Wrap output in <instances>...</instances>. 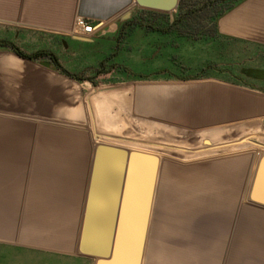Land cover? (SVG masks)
I'll return each mask as SVG.
<instances>
[{"label":"crops","instance_id":"crops-1","mask_svg":"<svg viewBox=\"0 0 264 264\" xmlns=\"http://www.w3.org/2000/svg\"><path fill=\"white\" fill-rule=\"evenodd\" d=\"M142 10L0 0V264H95L78 250L86 198L94 172L111 200L120 156L100 145L126 151L125 167L132 151L157 157L140 264H264V205L248 197L264 154V74L250 72L264 71V0L201 33L176 9L131 29L126 11ZM79 17L90 37L75 35ZM128 165L120 238L148 189L149 161Z\"/></svg>","mask_w":264,"mask_h":264},{"label":"water","instance_id":"water-1","mask_svg":"<svg viewBox=\"0 0 264 264\" xmlns=\"http://www.w3.org/2000/svg\"><path fill=\"white\" fill-rule=\"evenodd\" d=\"M133 3L135 6L145 9L170 13L176 9L178 0H133ZM129 14L130 11H126L125 17ZM77 39L86 41L84 38ZM45 64H47V61H45ZM250 72L257 75L264 74V71L260 70H251ZM98 151H113L120 155L119 159H117V180L113 186L111 200H109L106 189L108 184H105V187L103 186V190H99L98 185L94 184L93 172L85 203L78 250L83 255L95 257V264H140L151 207V194L157 168V157L134 151L129 153L128 163L130 157L144 158L149 161L147 171L148 189L144 205L137 207L138 221L135 223L136 232L127 238H120V236L115 234V228L118 229L117 215L121 210V206L118 205L119 192L121 191L124 176L126 178L128 174L125 172V168L128 171L129 167L128 163L125 167L127 153L105 145H100ZM96 164H98L97 160ZM132 167L133 171H138L139 163H133ZM248 197L251 201L264 205V154L257 161ZM122 208L134 212V209L130 206Z\"/></svg>","mask_w":264,"mask_h":264},{"label":"trees","instance_id":"trees-1","mask_svg":"<svg viewBox=\"0 0 264 264\" xmlns=\"http://www.w3.org/2000/svg\"><path fill=\"white\" fill-rule=\"evenodd\" d=\"M239 1L241 0H178L176 10L179 17L174 21L178 22L184 31L189 29L190 32L201 33L208 25L210 29L213 28L216 19ZM152 14L157 15L156 12ZM153 18L154 16L149 22L156 19ZM131 20L135 21V16Z\"/></svg>","mask_w":264,"mask_h":264},{"label":"built area","instance_id":"built-area-1","mask_svg":"<svg viewBox=\"0 0 264 264\" xmlns=\"http://www.w3.org/2000/svg\"><path fill=\"white\" fill-rule=\"evenodd\" d=\"M97 26H94L89 20L79 17L76 20L75 35L87 38L94 34Z\"/></svg>","mask_w":264,"mask_h":264},{"label":"flooded vegetation","instance_id":"flooded-vegetation-1","mask_svg":"<svg viewBox=\"0 0 264 264\" xmlns=\"http://www.w3.org/2000/svg\"><path fill=\"white\" fill-rule=\"evenodd\" d=\"M152 12H156V11H150V10H142V11H140V13L138 14V15H134L135 16V18H136V20L134 21V20H127L126 22V24H129V25H131L132 27H131V29L133 28V27H136V25L138 24V23H146V22H149L150 21V19H152V16H154V18L156 17V16H158V17H165V16H162V13L161 12H156L157 13V15H153L152 14ZM178 17H179V14L177 13V10H176V13H175V19L174 20H176V19H178ZM133 32L135 31L134 29L132 30Z\"/></svg>","mask_w":264,"mask_h":264},{"label":"rangeland","instance_id":"rangeland-1","mask_svg":"<svg viewBox=\"0 0 264 264\" xmlns=\"http://www.w3.org/2000/svg\"><path fill=\"white\" fill-rule=\"evenodd\" d=\"M140 12H136L135 14H129L126 18H122L123 19V21H127V20H131V18H133L134 16L133 15H138ZM160 36H163V37H165L166 36V34H161L160 33ZM168 36V35H167ZM176 39L175 40H178V42H180V43H185V44H188V43H190V44H198V43H202L203 42V40L201 39V38H192V39H194V40H191V39H189L188 37H179V38H177V37H175ZM181 57L180 58H183V57H186V55H180ZM165 64L166 65H169V66H171V64H172V61L170 60V59H167V60H165ZM176 69V68H175ZM177 70V69H176ZM151 208V207H150ZM150 219V218H149ZM149 221V220H148ZM149 224V223H148Z\"/></svg>","mask_w":264,"mask_h":264}]
</instances>
